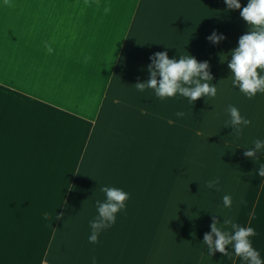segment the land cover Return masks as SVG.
Segmentation results:
<instances>
[{
  "label": "crops",
  "instance_id": "1",
  "mask_svg": "<svg viewBox=\"0 0 264 264\" xmlns=\"http://www.w3.org/2000/svg\"><path fill=\"white\" fill-rule=\"evenodd\" d=\"M241 10L225 0H0V264H153L158 238L173 254L209 255L204 234H162L179 177L167 160L182 158L202 97L161 100L135 84L162 51L208 61L214 76L250 30ZM213 31L226 39L210 42ZM103 186L131 196L92 244ZM255 187L246 227L264 261V177ZM226 247L192 264H248Z\"/></svg>",
  "mask_w": 264,
  "mask_h": 264
},
{
  "label": "rangeland",
  "instance_id": "2",
  "mask_svg": "<svg viewBox=\"0 0 264 264\" xmlns=\"http://www.w3.org/2000/svg\"><path fill=\"white\" fill-rule=\"evenodd\" d=\"M213 77L217 95L202 97L200 122L194 128L185 127L184 147L179 148L183 151L182 158L167 160L171 172L179 166V177L177 180L170 175V188L173 189L169 190L164 207L162 234H205L211 231L213 216L221 223L225 217H230L233 223L246 227L253 207L254 199L251 201V198L256 193L255 183L261 178L256 170L264 168V160L261 152H257L256 159L246 157L244 152L249 147L254 148L256 139L264 141V93L258 92L249 99L233 84L234 77L227 63H218ZM229 105L236 106L242 116L251 120V124L243 128L242 136H237L234 126H225L230 120ZM179 138H182V128ZM217 177L220 191L207 188L206 182ZM227 194L233 198L231 208L223 206L222 198ZM248 194L250 199L243 208ZM227 230L232 231L231 226H227ZM156 236L154 234V239ZM159 239L154 240L153 264H192L198 256L203 263L215 258L203 252L199 255L173 254L172 244ZM163 247H171V251Z\"/></svg>",
  "mask_w": 264,
  "mask_h": 264
},
{
  "label": "clouds",
  "instance_id": "3",
  "mask_svg": "<svg viewBox=\"0 0 264 264\" xmlns=\"http://www.w3.org/2000/svg\"><path fill=\"white\" fill-rule=\"evenodd\" d=\"M11 0H4L6 6H10ZM228 10L241 9L240 15L250 26V30L242 35L238 47L231 50V60L228 64L231 69L233 84L239 87L249 99L254 98L258 92L264 93V0H249L246 6L241 5V0H225ZM110 9L105 8V13ZM207 39L219 44L226 36L217 31ZM49 53L52 52L50 45H46ZM151 63L147 66L150 73L149 79L137 82L135 87L138 91L153 89L156 97L161 100L175 97L177 94L186 97L189 104H194L201 97H215L217 95L216 84L209 83L213 80L209 68V62L199 61L195 56L180 55L179 59L170 58L167 51L156 52L150 57ZM259 70V71H258ZM230 120L225 126H234L237 136L243 135V128L251 124V120L242 116L240 110L234 106H228ZM178 117H184V111L176 113ZM254 148L249 147L244 152L248 158L256 159L257 152L264 153V141L256 139ZM259 176L264 177V168H260ZM209 189L215 188L220 191L219 177L206 182ZM100 191L105 193L104 201L97 200L98 215L89 222L91 234L88 240L92 244L99 242L100 233L116 223L117 214L126 209V202L131 193L119 187L103 186ZM223 206L231 208L233 198L231 194L224 195ZM49 213H43L45 220L49 219ZM225 217V216H224ZM60 216L57 218L59 219ZM220 225V226H218ZM231 226L232 231L227 230ZM211 231L204 234L203 244L208 246V254L213 256L217 251L228 255L226 246L232 245L235 255L241 257L248 264H264L259 251L253 246L252 237L256 235L253 227H244L233 223L232 218L225 217L223 223L215 216L210 225ZM96 264V257H92Z\"/></svg>",
  "mask_w": 264,
  "mask_h": 264
}]
</instances>
